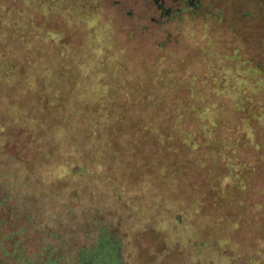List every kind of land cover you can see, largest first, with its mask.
Instances as JSON below:
<instances>
[{"label": "trees", "instance_id": "1", "mask_svg": "<svg viewBox=\"0 0 264 264\" xmlns=\"http://www.w3.org/2000/svg\"><path fill=\"white\" fill-rule=\"evenodd\" d=\"M191 3L184 9L194 17ZM41 5V11L13 18L18 28L0 32V264H142L135 261L134 227L156 228L164 239L174 235L188 264H264V203L236 199L232 190L225 194L237 152L230 134L219 135L227 114L242 113L237 120L247 143L254 121L264 130V106L258 113L250 108L251 93L264 89L263 77L254 83L240 78L233 81L241 87L237 94L217 95L229 99L227 109L224 100L217 105L206 99L216 93L189 95V111L176 106L168 118L187 116L195 129L166 123L160 133L153 122L163 113L146 107L153 102L157 71L172 69L178 60L144 68L148 76H122L121 53L92 12L52 17L50 5ZM240 68L263 75L259 64L242 61ZM140 156L142 163L136 161ZM222 162L223 172L217 169ZM119 166L146 172L148 182L161 188L129 190L115 176ZM185 168L201 170L202 187L217 204L229 201L227 206L207 220L193 214L194 191L183 188L180 177ZM225 176L215 191L206 183Z\"/></svg>", "mask_w": 264, "mask_h": 264}, {"label": "rangeland", "instance_id": "2", "mask_svg": "<svg viewBox=\"0 0 264 264\" xmlns=\"http://www.w3.org/2000/svg\"><path fill=\"white\" fill-rule=\"evenodd\" d=\"M185 1L165 0L163 5L165 9L174 4L172 9L164 14L155 0H0V32L8 26L18 28L20 22L16 24L11 20L15 17L20 19L25 13L41 11V3L50 5L51 9H48L52 17L75 10L92 12L97 24L107 28L108 42L112 48L121 53L120 59L126 64L122 76H148L144 68H153L157 64H169L178 60L179 63L174 64L172 69L157 71L155 76L159 80L155 79L152 88L153 102L146 108H158L157 112L163 113L156 122H153V126L160 133L164 130L162 127L166 128L167 124L193 130L194 124L187 116L174 120L168 118L170 111L174 114L176 106L187 107L189 111V95L198 92L216 93L212 96L206 95V99L209 98L217 105L224 100L222 105L227 109L231 105L229 99H221V96L217 95L237 94L236 91L241 87H235L233 81H239L240 78L249 79L254 74L250 70L240 68L242 61L247 67L259 64L262 68L263 75L250 78L249 82L254 83L255 79L260 80L262 77L264 79V0H191L192 3L187 7L192 10L196 8L194 17H190L184 9ZM46 5L43 6L45 10ZM208 12L211 14H207ZM5 18L7 23L3 22ZM225 76L229 77L227 81L223 80ZM204 78L215 80L206 81ZM217 79L221 82H216ZM172 81L176 84L173 85ZM163 83H167V86H162ZM251 88L257 89V86L252 85ZM256 91L257 94L251 93L253 102L250 108L252 112L258 113L259 106H264V89ZM237 115L242 113H236L235 116L225 115V121L219 128V135L223 132L222 136L226 134L232 136L233 152H237V158L230 163V168L234 172L232 182L228 186L230 191H226L225 194L232 190L236 199L244 201L247 198H255L264 203V130L254 121L253 139L247 143L244 139V125L242 121L237 120ZM217 141L227 142L224 139ZM196 142L200 145L202 138ZM197 144L193 146L199 147ZM198 150L204 154L207 148L200 147ZM141 157L136 161L142 163ZM184 158L182 157V160ZM204 158L209 161L206 155ZM217 169L223 172L224 163L217 164ZM126 171V168L119 166L115 176L120 181L128 182L127 187L131 191L147 193L161 188L157 181L148 182L150 177L144 175L146 172L137 174L135 169H132L131 173ZM180 177L184 179L183 188L187 185L194 191L191 211L199 218L207 220V215L217 210L221 204L227 206L229 201L217 204L212 194L202 187L205 176L201 170L194 171L189 168L184 174H180ZM227 177L217 182L210 177L206 183L208 181L211 190L215 191L219 187V182L224 183ZM233 182L237 183V189L235 185L232 187ZM223 186L224 191L228 189L226 185ZM242 187L243 189H240ZM224 191L221 197H225ZM74 203L76 205L75 201ZM148 228L134 227L131 231L132 245L137 255L131 262L135 258V261L142 264H188L181 241L176 240L174 235L171 236V240L164 239L158 229ZM166 241H169L167 246L169 250L165 249ZM32 245L33 242H29V246Z\"/></svg>", "mask_w": 264, "mask_h": 264}, {"label": "flooded vegetation", "instance_id": "3", "mask_svg": "<svg viewBox=\"0 0 264 264\" xmlns=\"http://www.w3.org/2000/svg\"><path fill=\"white\" fill-rule=\"evenodd\" d=\"M164 1H165V0H155V3L157 4L158 8H159V9H162V10H163L162 12H163L164 14H166V13H168V12L172 9V5H173L174 3H172L171 6H169L167 9H165L164 6H163V5H164ZM173 1L176 2L177 0H173ZM185 2L189 3V0H186ZM163 8H164V9H163Z\"/></svg>", "mask_w": 264, "mask_h": 264}]
</instances>
